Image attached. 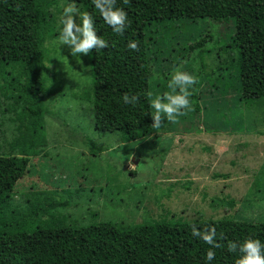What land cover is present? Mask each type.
<instances>
[{"label":"rangeland","instance_id":"1","mask_svg":"<svg viewBox=\"0 0 264 264\" xmlns=\"http://www.w3.org/2000/svg\"><path fill=\"white\" fill-rule=\"evenodd\" d=\"M66 3L58 0L52 7L58 35ZM146 34L150 92L170 91L167 84L177 68L189 72L198 78L191 89V110L175 123L163 120L152 136L131 142H122L120 132L95 129L93 100L86 96L93 89L91 58L71 57L57 35L46 44L42 74L48 145L30 158L12 198L22 211L50 201L64 203V208L49 206L37 220L61 216L78 226L197 218L264 222V99L242 98L233 19L167 20L148 26ZM12 69L19 79L18 65H0V88L11 76L2 74ZM12 91L17 100H7L8 92L0 89L4 155L17 152L12 144L20 132L16 115L21 100ZM46 194L50 200H44Z\"/></svg>","mask_w":264,"mask_h":264},{"label":"trees","instance_id":"2","mask_svg":"<svg viewBox=\"0 0 264 264\" xmlns=\"http://www.w3.org/2000/svg\"><path fill=\"white\" fill-rule=\"evenodd\" d=\"M56 1L0 0V65L21 69L19 79L14 78L13 69L3 73V77L11 76L5 77L0 88L8 92L7 100L15 99L12 90L21 100L16 115L20 132L12 144L17 152L4 155L0 146V264H205L209 245L192 236V226L201 231L215 227L222 247L214 249L211 264H235L239 253H229L228 242L248 236L264 241V222L197 218L190 222L133 225L102 221L78 226L76 222L67 224L61 216L37 220L49 212V206L64 208V203L50 201L46 207L22 211L12 198L30 158L40 155L48 145L42 74L49 55L46 44L58 35L52 13ZM76 3L94 14L97 34L109 45L90 55L93 89L86 96L93 100L95 129L120 132L122 142L155 133L147 100L153 71L146 29L167 20L233 19V44L239 53L236 78L242 98L264 99V0H117V7L128 13L131 22L123 35L104 23L92 0ZM133 40L138 50L128 49ZM125 93L138 95V103L125 104ZM50 196L46 194L44 200Z\"/></svg>","mask_w":264,"mask_h":264},{"label":"clouds","instance_id":"3","mask_svg":"<svg viewBox=\"0 0 264 264\" xmlns=\"http://www.w3.org/2000/svg\"><path fill=\"white\" fill-rule=\"evenodd\" d=\"M127 2V0H125ZM94 8L98 10L104 23L108 25L116 34L123 35L130 27L128 13L121 7H117V0H92ZM62 14L59 18L57 37L59 44L68 46L69 55L75 59H80V55L90 56L95 50L99 53L107 48L108 41L98 35L94 14L81 12L76 6V0H67L62 5ZM129 50H138V43L133 40L127 45ZM198 83V78L186 71L177 68L170 76L166 91L163 94L147 93V100L153 110L151 117L152 127L160 128L163 120L175 123L177 119L191 110V89ZM125 104L136 105L139 101L138 95L125 93L122 96ZM193 237L202 240L209 245L205 256V264H211L215 259L214 249L222 247L217 243V232L215 227L209 226L201 231L196 226H192ZM229 253H239V258L235 264H264V241L248 236L243 241H229L227 244Z\"/></svg>","mask_w":264,"mask_h":264}]
</instances>
